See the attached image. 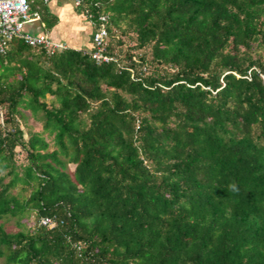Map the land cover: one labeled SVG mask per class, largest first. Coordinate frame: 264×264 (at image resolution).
I'll list each match as a JSON object with an SVG mask.
<instances>
[{"label":"trees","instance_id":"trees-1","mask_svg":"<svg viewBox=\"0 0 264 264\" xmlns=\"http://www.w3.org/2000/svg\"><path fill=\"white\" fill-rule=\"evenodd\" d=\"M76 8L108 16L115 60L21 38L0 53L5 264H264V0Z\"/></svg>","mask_w":264,"mask_h":264},{"label":"built area","instance_id":"built-area-1","mask_svg":"<svg viewBox=\"0 0 264 264\" xmlns=\"http://www.w3.org/2000/svg\"><path fill=\"white\" fill-rule=\"evenodd\" d=\"M75 6H79L82 0H73ZM85 16L93 27L92 41L94 50L92 58L97 63L115 60L114 56L106 52V38L108 36V16L100 14L95 16L86 10ZM42 21L38 11L31 9L28 0H0V53H5L13 39L21 38L32 47H43L48 53L67 48L66 43L53 40L47 32L32 33L26 29V25ZM41 224L50 228L56 225L51 218H42Z\"/></svg>","mask_w":264,"mask_h":264},{"label":"crops","instance_id":"crops-1","mask_svg":"<svg viewBox=\"0 0 264 264\" xmlns=\"http://www.w3.org/2000/svg\"><path fill=\"white\" fill-rule=\"evenodd\" d=\"M47 5L58 16V23L49 30H44L42 21L30 23L26 25L28 31L47 32L53 40L66 43L67 47L85 50L93 47V27L88 18L78 11L73 0H47Z\"/></svg>","mask_w":264,"mask_h":264},{"label":"rangeland","instance_id":"rangeland-1","mask_svg":"<svg viewBox=\"0 0 264 264\" xmlns=\"http://www.w3.org/2000/svg\"><path fill=\"white\" fill-rule=\"evenodd\" d=\"M39 24V23H37ZM123 40L125 42V46L126 45H132L133 40L130 39L129 36L123 35ZM259 53L261 54L262 58L264 59V47L262 49H260ZM27 114L29 115L27 118V125L28 127L32 128L33 130H37V131H42V125L40 122L35 121L32 116L30 115L29 112H27ZM27 129V128H26ZM47 137L48 135L45 134ZM49 140L53 143L51 136L48 137ZM17 162L18 163H26V158H25V153L20 152L17 156ZM71 170H73L74 166L70 165ZM24 194H27L26 192H24ZM24 221L27 223V226L29 229H32L35 227L36 225V215L35 212H31V214L27 217V219H24ZM6 228L8 231H16L19 228L17 227V225L15 224V220L11 219L9 221V223L6 224ZM5 257H0V264H5Z\"/></svg>","mask_w":264,"mask_h":264}]
</instances>
